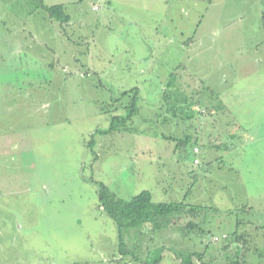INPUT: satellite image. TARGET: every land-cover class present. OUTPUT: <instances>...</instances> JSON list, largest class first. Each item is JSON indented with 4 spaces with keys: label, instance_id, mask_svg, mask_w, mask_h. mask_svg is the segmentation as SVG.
<instances>
[{
    "label": "rangeland",
    "instance_id": "obj_1",
    "mask_svg": "<svg viewBox=\"0 0 264 264\" xmlns=\"http://www.w3.org/2000/svg\"><path fill=\"white\" fill-rule=\"evenodd\" d=\"M260 2L0 0V264H264ZM99 183L183 208L120 233Z\"/></svg>",
    "mask_w": 264,
    "mask_h": 264
},
{
    "label": "trees",
    "instance_id": "obj_2",
    "mask_svg": "<svg viewBox=\"0 0 264 264\" xmlns=\"http://www.w3.org/2000/svg\"><path fill=\"white\" fill-rule=\"evenodd\" d=\"M42 8L48 13L52 14L55 19L62 22H68L69 15L64 12L63 6L60 4L47 6L42 5ZM137 88L131 89V91H137ZM128 91L123 92V94H127ZM168 96V95H167ZM166 96V97H167ZM136 98V96H135ZM135 98H132L131 105ZM133 106V105H132ZM133 112V110H131ZM130 111V114H131ZM191 113L189 114V116ZM192 116V115H191ZM129 117V116H128ZM126 116H114L112 118L111 124L107 130H104V133H108L110 131L117 130L119 127H122L127 122ZM99 202H101L103 210L107 213V215L115 221L118 225V230L121 233V230L125 227H136L140 224L151 223L154 228L159 227V221L162 218H165L169 215L178 214L181 212L183 208V203H167V202H158L154 203L151 199V192L149 190H143L140 193L134 195L130 200L123 201L117 199L105 186L103 183H99V191H98ZM200 209L199 206H192L189 210L194 212L195 210ZM120 240V248L123 245L122 236H119ZM243 251V250H242ZM238 248L236 251V257L233 264H243L244 260L242 259L243 252ZM162 251L159 250L160 255L154 261L161 257ZM193 257L198 260H202L203 253L202 252H192L186 255H182L180 260L182 264H191L193 262ZM149 264V262H146ZM152 264V263H150Z\"/></svg>",
    "mask_w": 264,
    "mask_h": 264
},
{
    "label": "crops",
    "instance_id": "obj_3",
    "mask_svg": "<svg viewBox=\"0 0 264 264\" xmlns=\"http://www.w3.org/2000/svg\"><path fill=\"white\" fill-rule=\"evenodd\" d=\"M258 3H259V6H260V8H261V0H256ZM94 6V5H93ZM258 19H260V22H259V28H261V27H263V22H264V10L262 9V11H261V16H260V18L258 17ZM69 21V20H68ZM260 42V43H259ZM255 41V53H256V62H260V58L262 59V55H264V41ZM264 64V63H263ZM262 91H263V89H262V87L260 88ZM264 92V91H263ZM180 96H177V97H173V99H175V101H176V104H179V102H182V101H186V102H188V101H190V99H188V97H184V99L181 101V99L179 98ZM166 98H170L171 99V97L168 95ZM208 100V99H207ZM191 101L193 102V100L191 99ZM258 101V100H257ZM261 101V100H260ZM208 103L210 104L211 103V101H208ZM215 106V105H214ZM174 108H176V105H175V107ZM190 113H188V115H189ZM198 151V150H197ZM261 227H263V226H261ZM255 230L256 231H263V229H260V228H258V227H255ZM262 235L260 234V235H256L255 234V240H256V237H261ZM260 243V242H259ZM256 245V244H255ZM235 247H237V243H235L234 242V250H235V252L237 251V249H235ZM257 247V246H256ZM119 250V249H118ZM130 254H132L130 251H128V250H119V258L120 259H124L125 257H126V255L128 256V255H130ZM254 254V253H253ZM133 255V254H132ZM163 257V254L161 255V257H160V260L162 261L164 258H162ZM137 260H139V259H137L134 255L131 257V258H129L128 257V259H124L123 260V262L125 263V264H133V262L134 261H137ZM141 261V260H140ZM160 261V262H161ZM142 263H144V264H146V261L144 260ZM158 263H159V261H158ZM157 263V264H158ZM255 264H259L258 263V261H256L255 260Z\"/></svg>",
    "mask_w": 264,
    "mask_h": 264
},
{
    "label": "built area",
    "instance_id": "obj_4",
    "mask_svg": "<svg viewBox=\"0 0 264 264\" xmlns=\"http://www.w3.org/2000/svg\"><path fill=\"white\" fill-rule=\"evenodd\" d=\"M98 7L96 5L93 6V9H97ZM195 151H197V148L194 149ZM195 162H197V160H195ZM214 239H217V237H215Z\"/></svg>",
    "mask_w": 264,
    "mask_h": 264
},
{
    "label": "bare ground",
    "instance_id": "obj_5",
    "mask_svg": "<svg viewBox=\"0 0 264 264\" xmlns=\"http://www.w3.org/2000/svg\"><path fill=\"white\" fill-rule=\"evenodd\" d=\"M197 150H198V148H197ZM196 152V151H195ZM197 160V159H196Z\"/></svg>",
    "mask_w": 264,
    "mask_h": 264
}]
</instances>
